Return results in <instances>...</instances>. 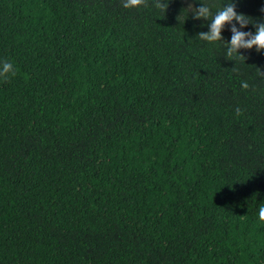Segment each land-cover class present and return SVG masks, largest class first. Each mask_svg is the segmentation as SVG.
Instances as JSON below:
<instances>
[{
    "label": "trees",
    "instance_id": "obj_1",
    "mask_svg": "<svg viewBox=\"0 0 264 264\" xmlns=\"http://www.w3.org/2000/svg\"><path fill=\"white\" fill-rule=\"evenodd\" d=\"M123 4L0 0V264H264V51Z\"/></svg>",
    "mask_w": 264,
    "mask_h": 264
},
{
    "label": "clouds",
    "instance_id": "obj_2",
    "mask_svg": "<svg viewBox=\"0 0 264 264\" xmlns=\"http://www.w3.org/2000/svg\"><path fill=\"white\" fill-rule=\"evenodd\" d=\"M144 0H124L123 6L136 7L141 5ZM199 7L190 6L189 12L194 13V18H204L209 21L208 31H202L198 33V38L202 41H206L209 44H213L218 41L223 42L224 55L229 60L236 61L237 58L246 57L241 54V49L256 48L258 52L264 51V23L253 20L243 12L237 11V0H225L221 7H214L211 4V0H198ZM163 0H156V7H161ZM237 23L239 27H237ZM249 23L254 24L256 31H243L242 29L247 27ZM226 24L231 25L232 36L230 40H225L222 33ZM264 75V73H261ZM17 75V69L14 64L8 60L0 61V78L5 80ZM241 87L247 89L249 84L247 81H241ZM253 203L256 204L255 198ZM257 218L261 224H264V203L258 204Z\"/></svg>",
    "mask_w": 264,
    "mask_h": 264
}]
</instances>
